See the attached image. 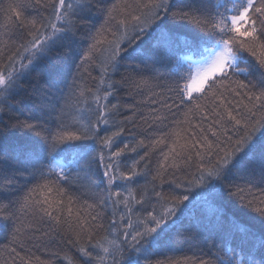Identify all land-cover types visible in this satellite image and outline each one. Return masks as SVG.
<instances>
[{
  "label": "snow or ice",
  "instance_id": "obj_1",
  "mask_svg": "<svg viewBox=\"0 0 264 264\" xmlns=\"http://www.w3.org/2000/svg\"><path fill=\"white\" fill-rule=\"evenodd\" d=\"M0 14V264H53L30 253L47 242L61 264H264V0H9ZM126 89L142 96L130 116ZM196 237L202 257L159 259Z\"/></svg>",
  "mask_w": 264,
  "mask_h": 264
},
{
  "label": "trees",
  "instance_id": "obj_2",
  "mask_svg": "<svg viewBox=\"0 0 264 264\" xmlns=\"http://www.w3.org/2000/svg\"><path fill=\"white\" fill-rule=\"evenodd\" d=\"M108 4H111L115 2V0H107ZM9 3V0H0V8H6L7 4ZM34 14V13H33ZM93 23L96 24L97 27L101 23H103L102 18L100 20H95ZM3 24V16L0 14V26ZM113 31H115V27H113ZM7 38V37H6ZM15 39V37H13ZM111 39V37H109ZM85 48L87 45H83ZM96 56L99 57L100 53H96ZM98 60L93 61V66L89 68V71L91 72L93 77H96L99 75L98 70H94V64L98 63ZM123 71V70H122ZM161 71H165L164 69H161ZM115 79H119V76L115 77ZM29 88L31 87H39L40 85L37 83V73L33 72L31 74V77L25 82ZM40 83H43V81H40ZM89 84H91V81H89ZM146 94V93H145ZM20 97H16L15 99H19ZM142 99V96L135 94L134 92L132 93L131 96L128 95V90H123L120 93V103L125 106V110L123 111L124 116H130L131 113L127 111L128 106L136 104L138 101ZM15 102V101H13ZM115 102V101H113ZM5 120H7V117H4ZM135 132V130L132 128L131 125L127 126L125 134L121 137V140L123 142H128V143H134V141L131 139L130 133ZM137 138H139V134L137 133ZM122 147V143L120 144ZM166 151V149H165ZM139 154H143L142 150H138ZM128 160L125 161L127 163H130L132 159L138 158L137 154L134 153H128ZM159 163V154H153L152 155V164L150 166L151 170L150 173L147 177L148 180L151 179V176L156 174L157 170V164ZM123 169V167L121 168ZM185 175L184 172L182 171H176L174 175L172 174V171L169 170V174L167 176L168 179H179ZM145 180L141 179L139 181L140 185L145 184ZM130 187L135 188V195L137 198H139L140 192H139V187L137 185H131ZM115 190V188H114ZM164 191L167 192L168 188L165 185ZM82 199H87V197H83ZM248 218L246 216H241L240 220L241 222L246 221ZM45 229L47 230V224L45 225ZM6 235H10V229L4 230L2 233H0V248H3L5 245L9 243V240L5 238ZM217 243H221V239L219 236L216 237ZM14 246V245H13ZM30 248V253L32 256L39 257L42 261H53V264H61V260L57 259L55 254L59 253L60 256H64L65 252L67 251L61 244L56 243V242H47L44 243L43 246H37V247H31ZM199 249H204V253L207 252V248L204 245V242L202 238L196 237L190 241H180L177 243L175 250L168 252L165 256L159 257V259L162 260H172V261H182L184 257H202L204 253H202ZM19 251V249H17ZM215 251V250H214ZM215 257H213L214 259ZM66 264V262H65Z\"/></svg>",
  "mask_w": 264,
  "mask_h": 264
}]
</instances>
